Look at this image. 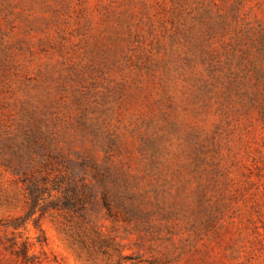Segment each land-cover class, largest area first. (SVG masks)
Returning a JSON list of instances; mask_svg holds the SVG:
<instances>
[{"label": "rangeland", "instance_id": "rangeland-1", "mask_svg": "<svg viewBox=\"0 0 264 264\" xmlns=\"http://www.w3.org/2000/svg\"><path fill=\"white\" fill-rule=\"evenodd\" d=\"M0 264H264V0H0Z\"/></svg>", "mask_w": 264, "mask_h": 264}]
</instances>
